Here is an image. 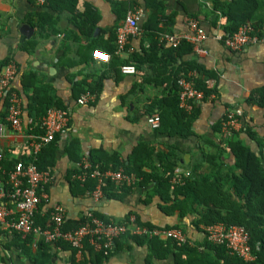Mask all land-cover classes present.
<instances>
[{"label": "crops", "instance_id": "1", "mask_svg": "<svg viewBox=\"0 0 264 264\" xmlns=\"http://www.w3.org/2000/svg\"><path fill=\"white\" fill-rule=\"evenodd\" d=\"M160 1L165 13L173 18L171 33H186L189 18H196L208 35L201 44L205 52L194 51L190 58L216 74L209 85L217 88L218 93L197 102L200 113L193 122L194 133L190 136L159 134L148 123L149 115L157 112V108L150 111L151 104L168 94L153 62L135 64L138 68L135 74L120 71L121 65L134 64L128 62L131 54L142 52L149 46L142 28L138 35L130 37L125 51L116 52L114 34L123 22L124 10L119 14L109 0H64L54 7L51 3L39 5L37 0H0V75L4 61L10 60L17 65L13 88L20 97L23 111L22 129H14L7 120V100L0 101V175H6L14 168L15 159H28L32 155L29 135L34 133L31 127L34 119L30 108L35 89L40 90V107L51 105L50 108L68 112L67 129L42 147H47L43 153L44 161L54 160L48 168L52 174L46 186L48 199L38 207L42 216L50 214L58 204L65 208V220L68 221L79 220L90 212H98L115 222H125L135 216L140 225H180L195 243L204 242L203 229L193 225L197 213L187 210L185 205L188 214L183 217L177 209L163 210L161 206L165 203L159 195L148 196L150 186H141L139 180L125 192H120V198L95 200L85 185L74 182L88 179L73 177V172L77 171L76 163L96 153V160L108 164L107 170H112L111 167L118 162L129 164L140 144L146 143L155 149L156 163L159 152L171 150L177 154L178 176H189L194 168H197V174H208L211 169L209 153L214 150L211 141L220 143L222 139L216 125L223 121L227 110L236 108L242 109L244 119L264 139V108L247 102L253 92L264 86V44H251L235 51L216 39L217 34L223 33L225 18L212 10L211 0ZM87 5L100 15L93 31L83 30L80 23L74 21V15L83 12ZM135 5L147 11V17L141 21L143 27L150 20L152 11L146 0H135ZM44 12L50 13L54 21L43 15ZM263 12L264 9L259 11ZM94 50L110 54V60L103 62L94 58ZM32 75L35 87L30 86ZM83 88L96 89V92L91 91L94 100L83 104L78 102L80 95L86 92H80ZM251 144L257 149L255 142L251 141ZM234 161L232 153L226 154L216 173L226 176ZM151 170L144 166L141 174ZM171 183L175 186L184 182L180 177H174ZM2 204L13 212L16 210V204L8 194L0 198ZM128 236L132 237L129 242L121 240L101 264H183L182 259L173 253L157 256L147 242L136 238L141 235ZM26 237L0 225V264H36L32 255L37 251L38 237L26 244L30 253L22 246ZM52 244L50 264H73L74 255L77 262L83 256H78L71 247ZM89 248L85 251L88 252ZM199 250L209 251L204 246ZM210 254L215 252L210 251ZM86 264L93 262L88 260Z\"/></svg>", "mask_w": 264, "mask_h": 264}, {"label": "trees", "instance_id": "2", "mask_svg": "<svg viewBox=\"0 0 264 264\" xmlns=\"http://www.w3.org/2000/svg\"><path fill=\"white\" fill-rule=\"evenodd\" d=\"M62 1L64 0H51L50 5L54 7L55 4H59ZM109 1H111L119 14L121 10H124L125 16L127 11L134 6L135 0ZM146 2L152 13L150 20L142 28L144 30L143 36L148 41L149 46L144 48L142 52L131 54L128 62L137 65H141L144 62H153L161 84L166 86L168 94L151 104L150 109V111L154 112L157 108V112L161 115V125L156 129L157 133L190 136L194 133L192 126L199 116L200 105L195 103L190 112L179 106L177 80L186 76L189 70L196 69L198 72L195 77L196 86L204 91L207 99L213 93H218L217 88H212L207 83L209 79L215 78L216 74L201 63L195 62L193 58H190L194 55V46L189 41L182 40L178 46L161 41V32H172L170 23L173 18L165 13L163 3L160 0H146ZM211 2L212 10L220 12L225 18V22L222 25L224 36L234 34L247 21H252L257 26L264 23V12L263 14L259 13L260 10L264 9V0H211ZM75 7L76 3L73 2V8ZM43 15H47L51 21H54L50 13L44 12ZM99 19V13L91 8L90 5H87L83 12L74 15V21H77L76 23L79 22L83 30L93 31L97 27ZM114 35L116 38V34ZM116 49L117 45L115 46ZM9 61H4L2 66H5ZM34 78L32 75L31 80H29L30 86L33 87H35L34 83H32ZM26 83L28 84L29 82ZM87 90L96 92L94 88H83L80 92ZM39 94L40 90L35 89L33 106L31 105L30 108L31 117L34 119L31 127L34 133L42 134V118L52 106L40 107ZM247 102L249 104H258L264 108V86L253 92ZM240 121H242V127L239 131H235L228 138H222L220 143L211 141L214 150L209 153L211 169L208 174H197V168H194L189 176H178L176 166L179 157L177 154L171 150L159 152L156 158L158 163H156L154 157L155 149L146 143L140 144L129 164L118 162L111 167L114 171L123 169L127 174L138 176L140 178L138 184L150 186V189L147 190L148 196L159 195L165 203V206H161L163 210L177 209L182 217L188 214L187 210L197 213L198 215L193 220V225L198 229L201 228V225L215 222L246 227L250 233V244L256 258L253 261H244L237 256L231 255L225 246L212 244L207 240L198 242L195 246H190L189 244L178 243L172 239L163 242L158 238L146 235L136 237L140 241L147 242L150 249L157 256L160 254L165 257L168 253H173L182 259L183 264H264V139L248 124L243 115L240 116ZM221 126L222 121L216 125V130L220 132ZM251 141L257 144V149L253 148ZM46 148L41 149L37 154V165L43 170H48L49 166L54 162L53 159L44 161L43 153L46 152ZM228 153L234 155L235 161L228 168L230 173L228 172L226 176L221 177L216 173V170L220 166L223 156ZM96 158V153L89 157L95 167L107 170L108 164L106 165L103 161L96 160ZM32 159L33 154L28 159H15L14 166L21 160L28 163ZM144 166L150 167L152 170L141 174ZM0 177L6 180L8 174L2 173ZM174 177H180L184 183L172 186L171 180ZM74 182L78 185H85V188L90 191L96 186V180L93 178H88L84 182L77 180H74ZM128 187L126 183H121L117 186L112 180H107L103 189L104 197L108 199L120 198L122 195L120 192H125ZM94 214L107 223L115 222L98 212H94ZM49 217V212L42 216L40 211H37L35 216L36 224L41 228H45ZM84 223L85 217L76 221L65 220L63 229H75ZM174 227H180V225H175ZM184 230L186 231V229ZM130 238L132 237L124 235L116 239L113 250L116 246H119L121 240L129 242ZM34 240V234L28 235L24 240L22 246H25L24 250L27 253L28 251L30 253L31 249L30 247L26 249V244H31ZM60 244L64 247H71L66 242H60ZM202 245L208 247L209 251H200L199 248L203 247ZM52 246L53 244L47 242L44 238H39L37 251L32 255L34 262L36 264H50L53 256ZM89 247V251L83 253L79 262L76 261L74 255L72 263L86 264L88 260H91L93 264H101L113 251L106 255L103 251L95 250L90 244ZM210 251H214L215 254H210ZM185 256L189 258L183 259ZM187 260L189 261L186 262Z\"/></svg>", "mask_w": 264, "mask_h": 264}, {"label": "built area", "instance_id": "3", "mask_svg": "<svg viewBox=\"0 0 264 264\" xmlns=\"http://www.w3.org/2000/svg\"><path fill=\"white\" fill-rule=\"evenodd\" d=\"M39 5H49L50 0H37ZM147 17V11L141 6L130 8L122 24L116 32V52L125 51L130 37L138 35L142 29L141 21ZM208 35L196 18H189L188 31L183 34H173L163 31L160 33L161 41L170 45L178 46L182 40L189 41L194 46V51L205 52L201 47L202 42ZM216 39L235 51L242 50L247 45L261 43L264 44V23L257 26L251 22L243 23L239 29L230 36L223 33L216 35ZM93 57L103 62L110 60V54L100 50L93 51ZM138 68L135 64H123L120 71L123 74H135ZM18 67L14 62L7 63L0 75V101L7 100V120L14 129H22L23 111L20 97L13 88V82L17 75ZM196 69L189 70L188 74L177 80L179 89V106L190 112L195 103L205 99L204 91L197 88L195 77ZM211 85L210 79L207 82ZM95 95L91 91L82 93L78 98L80 104L94 100ZM242 109H229L222 121L221 137L228 138L235 131H239L241 126L240 116ZM148 123L153 129L161 125V115L155 112L148 117ZM68 127V112L60 108H50L42 118V134L30 133V145L33 159L25 163L19 161L14 168L9 171L6 180L0 177V198L7 194L14 200L16 210L13 212L6 205H0V225L11 228L23 236L34 234L35 237L44 238L50 243L66 242L73 248L78 256H81L89 244L97 251H103L108 255L113 250L115 240L121 236L134 234L146 235L161 240L172 239L181 244L195 246L197 243L191 239L182 227L140 225L135 216H131L125 222H105L94 212L85 216V223L75 229L64 230L65 208L58 204L50 211L48 224L41 228L36 224L35 216L39 204L47 201V184L52 179V174L48 170L40 169L37 165V154L42 147L53 141L56 136ZM77 171L73 177L77 179L93 178L96 180L95 188L90 191L95 200L104 197V186L107 180H112L117 185L126 183L128 186L134 185L139 178L134 174H127L123 169L102 170L95 167L89 158L84 157L76 163ZM190 174V173H188ZM205 234V240L212 244L225 246L231 255L237 256L244 261H253L256 256L250 244V233L248 229L241 225L215 222L201 225ZM89 243V244H88Z\"/></svg>", "mask_w": 264, "mask_h": 264}]
</instances>
